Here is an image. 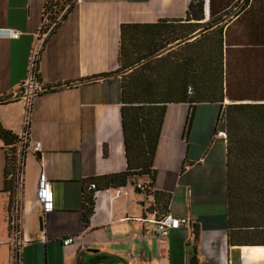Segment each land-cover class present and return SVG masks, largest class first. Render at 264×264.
Returning a JSON list of instances; mask_svg holds the SVG:
<instances>
[{
	"label": "crops",
	"instance_id": "0c3cea01",
	"mask_svg": "<svg viewBox=\"0 0 264 264\" xmlns=\"http://www.w3.org/2000/svg\"><path fill=\"white\" fill-rule=\"evenodd\" d=\"M44 1L0 0V28L19 33L0 35V96L20 91L35 49L42 86L70 82L40 90L28 117L22 98L0 104L2 125L20 136L27 119L28 132L16 205L4 190L6 150L0 139V264H187L194 245L199 264H264V245L227 243L226 139L215 131L217 103L196 105L187 135L188 104H167L153 158L157 206L132 185L120 194L98 189L89 224L83 225L85 182L126 168L120 77L87 78L117 69L121 23L183 19L190 0H76L47 38L39 32ZM41 171L54 195L48 213L35 199ZM164 205L191 224L157 240L150 219ZM16 208L17 236L10 222ZM70 235L74 241L63 245Z\"/></svg>",
	"mask_w": 264,
	"mask_h": 264
},
{
	"label": "trees",
	"instance_id": "16d2710c",
	"mask_svg": "<svg viewBox=\"0 0 264 264\" xmlns=\"http://www.w3.org/2000/svg\"><path fill=\"white\" fill-rule=\"evenodd\" d=\"M54 1H44L39 32L46 38L75 4V0ZM172 21L121 23L117 69L87 78L120 77L126 168L85 182L83 225L89 224L98 189L132 185L153 196L157 206L153 158L167 104L186 103L190 113L198 103H217L215 131H224L226 139L227 243L264 245V0H208V17L205 0H190L185 18ZM34 69L40 81L38 61ZM66 85L70 82L41 90ZM21 96V89L14 96L2 95L0 104ZM0 139L6 150L4 190L16 205L27 144L21 145L20 136L1 122ZM164 207L155 218L168 214ZM191 226L196 240L199 227ZM187 264H199L195 245Z\"/></svg>",
	"mask_w": 264,
	"mask_h": 264
},
{
	"label": "built area",
	"instance_id": "2783aa9c",
	"mask_svg": "<svg viewBox=\"0 0 264 264\" xmlns=\"http://www.w3.org/2000/svg\"><path fill=\"white\" fill-rule=\"evenodd\" d=\"M56 1L57 0H55L54 3ZM0 35H5L11 38H16L18 37L19 33L16 30H13L11 28H0ZM38 56H39V49H35L31 56L29 76L19 86V90L21 89V93H22L21 98L25 102L27 117H28L30 103L32 99L34 98V96L41 90V86H42L41 82L35 76V69H34L36 62L38 61ZM26 124H27V119L25 122V130L20 135L21 145L22 144L26 145L28 142V136H27L28 132H27ZM218 134L225 137L224 131H219ZM39 147H40V142H35L34 147H33L34 152H36L39 149ZM26 149H27V145L25 147V150ZM136 186L140 189H144V185L141 184L140 182H137ZM90 187L95 188V184L91 183ZM115 193L120 194V193H126V192L123 191V187H117L115 188ZM35 199L43 213H48L53 210L54 195H53V190L51 186V181L49 180V178L47 177L44 171H41L38 175L36 191H35ZM150 221L152 222L154 226V237L157 240H164L170 235L172 230L178 229L182 225L189 226L191 224L190 219L188 217H173L170 214H166L159 218L153 217L152 219H150ZM10 222H11L12 227L14 228L13 233L14 235L17 236L19 234V229L17 227V224H18L17 208L14 210L11 216ZM74 239L75 238L72 235L67 236L62 239V244L69 245L74 241ZM16 252H17V247L15 248V254Z\"/></svg>",
	"mask_w": 264,
	"mask_h": 264
},
{
	"label": "water",
	"instance_id": "95a60500",
	"mask_svg": "<svg viewBox=\"0 0 264 264\" xmlns=\"http://www.w3.org/2000/svg\"><path fill=\"white\" fill-rule=\"evenodd\" d=\"M207 12H208V0H205V14L208 17ZM192 117H193V112H190L189 115H188V118H187V123H186V128H185V135H187L188 132H189V128H190V125H191Z\"/></svg>",
	"mask_w": 264,
	"mask_h": 264
}]
</instances>
